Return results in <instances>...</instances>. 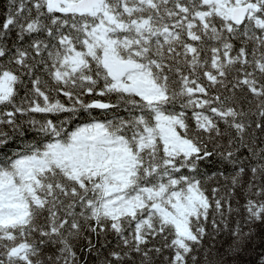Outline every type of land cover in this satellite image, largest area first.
Instances as JSON below:
<instances>
[{"label":"snow or ice","instance_id":"obj_1","mask_svg":"<svg viewBox=\"0 0 264 264\" xmlns=\"http://www.w3.org/2000/svg\"><path fill=\"white\" fill-rule=\"evenodd\" d=\"M0 264H264V0H0Z\"/></svg>","mask_w":264,"mask_h":264}]
</instances>
